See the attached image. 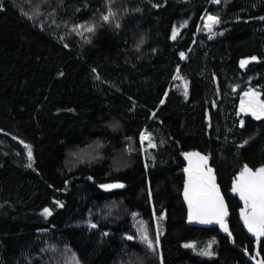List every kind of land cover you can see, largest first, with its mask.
<instances>
[{
  "label": "trees",
  "instance_id": "obj_1",
  "mask_svg": "<svg viewBox=\"0 0 264 264\" xmlns=\"http://www.w3.org/2000/svg\"><path fill=\"white\" fill-rule=\"evenodd\" d=\"M247 86L264 99V0H0V264H253L189 224L183 171L208 158L253 253L232 191L264 167Z\"/></svg>",
  "mask_w": 264,
  "mask_h": 264
},
{
  "label": "snow or ice",
  "instance_id": "obj_2",
  "mask_svg": "<svg viewBox=\"0 0 264 264\" xmlns=\"http://www.w3.org/2000/svg\"><path fill=\"white\" fill-rule=\"evenodd\" d=\"M214 2L219 4L221 0H214ZM114 15L115 13L109 9L108 15H104L102 19L105 22H108L110 17H113ZM208 21L209 23H207L205 27L209 32H212L214 25L220 23L219 17L211 15L208 16ZM94 30V27L85 28V31L87 32H93ZM173 38H175V34L173 35ZM181 56H183V53ZM252 59L255 60L256 58L253 57ZM248 62L249 61H242L241 66H244ZM245 96H250L252 99H250L247 104H241V111H250L256 119L264 118V102H261L258 99L257 93H245ZM145 139H148V137H145ZM152 146L154 147L155 145ZM27 155L31 161L32 152L30 148H28ZM187 155L190 160L191 157L195 155L200 161V164L197 165L195 175H193L191 170L186 169V171H189V180L188 185L185 188L184 195L188 202L190 221H197L204 224L217 223L223 228L225 232H228V227L224 219L227 216V209L223 203V198L220 196L219 190L215 185V178L211 174L212 170L210 168L207 169V171L204 170V166L207 164L208 158L205 156H200L198 153ZM31 166V163H29L28 167ZM103 187L110 189L123 187V185L113 184L104 185ZM232 191L238 193L241 200L244 201L245 207L242 209L241 215L244 224L248 228V231L253 233L257 239H259L261 236H264V167L253 171L252 169L245 166ZM44 214L51 215V212L49 209H45ZM92 227L96 226L92 225ZM143 238L148 244V247L155 251L151 241H148L146 236ZM128 239H133V237L129 236ZM185 247L194 248L195 245L186 244ZM200 254L209 256L212 253L210 251H203ZM260 264H264V261H261Z\"/></svg>",
  "mask_w": 264,
  "mask_h": 264
},
{
  "label": "water",
  "instance_id": "obj_3",
  "mask_svg": "<svg viewBox=\"0 0 264 264\" xmlns=\"http://www.w3.org/2000/svg\"><path fill=\"white\" fill-rule=\"evenodd\" d=\"M185 58V57H184ZM200 164V161H197V159H194L193 157H191V160L187 157V166L186 168L183 170L185 175H186V186L188 185V180H189V171H186V169H189L192 171L193 175H195L196 173V170H197V165ZM207 169H209L208 165L206 164L204 166V170L207 171ZM214 178H215V185L217 186L218 190H219V194L220 196L223 198V203L224 205L226 206V209H227V216L224 218L225 219V223L228 227V232H225L223 230V228L217 224V223H210V224H204V223H199L197 221H190L189 219V214H188V221H189V224L190 225H194V226H197V225H200V226H214V227H218L221 231V233L228 237L229 240H230V243L231 245L234 247V248H237L239 249L242 253H244L247 258L249 259V261L253 264H260L261 261H264V257H263V254L261 252V248H262V239L264 236H261L259 237V239H257V237L248 231V228L246 227V225L244 224V227H245V230L246 232L252 237L255 239V249H254V252L251 253L249 250L247 249H244V248H241L239 247L237 244H236V240H235V236L233 235L232 233V230H231V226H230V222L228 220L229 216H230V206H229V203L227 201V198L221 188V186L219 185L218 181H217V178L216 176L214 175L213 171L211 173ZM185 193V192H184ZM185 197V195H184ZM186 200V199H185ZM186 204H187V207H188V202L186 200ZM188 210H189V207H188ZM244 223V221H243ZM230 233V235H229ZM258 253V254H257Z\"/></svg>",
  "mask_w": 264,
  "mask_h": 264
},
{
  "label": "rangeland",
  "instance_id": "obj_4",
  "mask_svg": "<svg viewBox=\"0 0 264 264\" xmlns=\"http://www.w3.org/2000/svg\"><path fill=\"white\" fill-rule=\"evenodd\" d=\"M208 16H210V15H205V17L203 18V25H204L203 27H204V31H205V32H207V33H211V32H209V31L207 30V28L205 27V25H206L207 23H209V22H208ZM211 16H212V15H211ZM217 26H218V24L213 26L212 32L214 31V29H215ZM242 61H249V62H248L247 64H245L244 66H241L243 69H245V68L248 66V64L252 61V59H243ZM242 61H241V62H242ZM240 65H241V63H240ZM183 86L185 87V84H184V83H183ZM251 92H255V93H257L258 99H259L261 102H264V99H263V97H262V91H261V90H259V89H257V88H254V87H252V86H247L246 90L243 91V92L241 93V95H240V100H239V105H238V112H237V114H238V116L240 117V124H241V125H243V116H245V115H251V116H253V115L251 114L250 111H249V112H242V111H241V104H242V103L247 104L248 101H249L250 99H252L250 96H245V93H251ZM253 117L255 118V116H253ZM145 137H148V139H145ZM142 140H143L144 142H146V146H145L144 150H147V152H148V150H150V148L153 147L152 145H155V144H154V141L151 139V137H150L148 134L143 135ZM192 157H193L194 159H197V161H199V158H198L197 156L193 155ZM186 244H193V245H195V247L192 248V249H193L194 251L198 252V253H201V252H203V251H211V247H209L210 245H207V244H206V245H205V244H199L198 242H189V243H186ZM190 248H191V247H190Z\"/></svg>",
  "mask_w": 264,
  "mask_h": 264
},
{
  "label": "bare ground",
  "instance_id": "obj_5",
  "mask_svg": "<svg viewBox=\"0 0 264 264\" xmlns=\"http://www.w3.org/2000/svg\"><path fill=\"white\" fill-rule=\"evenodd\" d=\"M209 22V21H208Z\"/></svg>",
  "mask_w": 264,
  "mask_h": 264
}]
</instances>
